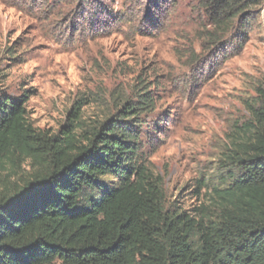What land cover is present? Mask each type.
<instances>
[{"label": "rangeland", "instance_id": "374dc122", "mask_svg": "<svg viewBox=\"0 0 264 264\" xmlns=\"http://www.w3.org/2000/svg\"><path fill=\"white\" fill-rule=\"evenodd\" d=\"M256 1L245 36L214 45L198 0H0V92L26 96L33 129L60 137L75 108L93 127L145 84L156 98L138 130L149 169L169 204L214 214L223 155L264 77ZM30 170L0 158V196Z\"/></svg>", "mask_w": 264, "mask_h": 264}, {"label": "trees", "instance_id": "16d2710c", "mask_svg": "<svg viewBox=\"0 0 264 264\" xmlns=\"http://www.w3.org/2000/svg\"><path fill=\"white\" fill-rule=\"evenodd\" d=\"M257 5L198 0L209 43L244 37ZM255 93L211 189L213 214L169 204L149 169L138 130L156 98L145 84L93 127L75 108L60 137L33 129L26 96L0 92V158L31 165L0 196V264H264V77Z\"/></svg>", "mask_w": 264, "mask_h": 264}]
</instances>
